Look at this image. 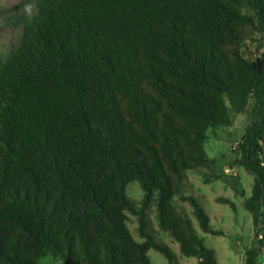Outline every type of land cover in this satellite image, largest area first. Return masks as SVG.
Wrapping results in <instances>:
<instances>
[{
    "label": "trees",
    "instance_id": "1",
    "mask_svg": "<svg viewBox=\"0 0 264 264\" xmlns=\"http://www.w3.org/2000/svg\"><path fill=\"white\" fill-rule=\"evenodd\" d=\"M4 26L19 34L0 42V264H154L150 249L175 264L155 224L183 257L219 264L174 201L223 234L185 193L188 171L219 178L208 131L248 111L244 264H264V0H22L0 7Z\"/></svg>",
    "mask_w": 264,
    "mask_h": 264
},
{
    "label": "rangeland",
    "instance_id": "2",
    "mask_svg": "<svg viewBox=\"0 0 264 264\" xmlns=\"http://www.w3.org/2000/svg\"><path fill=\"white\" fill-rule=\"evenodd\" d=\"M22 0H0V7H8L21 2ZM23 8H13L12 13L20 12ZM19 29L13 26L0 27V42L18 36ZM249 43V42H248ZM249 50L255 54V45L251 43ZM233 113V123L230 126H219L208 131L206 148L208 154L217 160L219 178H212L206 181L205 177L192 170L188 171L186 194L194 195L203 205L210 217V225L221 230L223 234H211L203 232L193 215V208L188 202H181L175 198L174 204L179 209H184L193 218L196 229L204 237L208 246L216 251L219 264H244L245 250L251 247L254 242V225L251 213L244 207V198L252 194L255 182L254 175L245 167L235 164L239 158L238 145L247 125L250 122V112ZM238 192H241L240 194ZM127 193L136 201L143 198V190L138 182H131L128 185ZM228 198L235 202V208L229 204L219 202V198ZM153 216V215H152ZM129 227L136 237L141 240L138 233V222L135 216L130 214ZM155 234L160 241L167 242L177 253L175 264H198L193 257H183L179 245L164 231H161L157 224L154 225ZM149 256L154 264H170L168 259L156 249H150ZM44 264H63L61 260L48 255L42 259Z\"/></svg>",
    "mask_w": 264,
    "mask_h": 264
}]
</instances>
